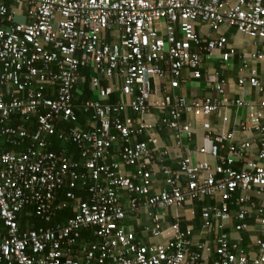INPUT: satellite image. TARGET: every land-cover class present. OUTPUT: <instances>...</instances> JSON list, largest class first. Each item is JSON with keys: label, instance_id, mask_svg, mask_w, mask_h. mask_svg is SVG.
Masks as SVG:
<instances>
[{"label": "built area", "instance_id": "obj_1", "mask_svg": "<svg viewBox=\"0 0 264 264\" xmlns=\"http://www.w3.org/2000/svg\"><path fill=\"white\" fill-rule=\"evenodd\" d=\"M223 25L264 38V0H0V138L22 147L0 150V264H264V208L249 195L264 192V98L233 100L248 115L228 129L209 119L232 103L225 78L215 81L216 97L176 93L185 69L202 78L204 53L220 50L225 60L236 53ZM204 26L220 33L205 37ZM251 57L264 61V50ZM84 67L96 71L89 78L96 96L76 103ZM250 73L239 86L263 91L264 76ZM78 109L91 127L61 130L60 122L78 120ZM198 121L210 144L192 148ZM247 131L258 135L237 142ZM55 138L73 143L78 158L54 149ZM159 173L165 187L156 189ZM64 185L74 216L22 230L18 215L27 205L46 222L56 216L66 205L58 196ZM207 198L214 201L202 210V229L211 241L195 242L193 226L183 228L177 214L168 226L159 211ZM141 206L149 208L146 233L167 241L142 242L124 226ZM253 211L262 230L250 255L231 230L245 229ZM83 229L97 239L81 244Z\"/></svg>", "mask_w": 264, "mask_h": 264}, {"label": "crops", "instance_id": "obj_2", "mask_svg": "<svg viewBox=\"0 0 264 264\" xmlns=\"http://www.w3.org/2000/svg\"><path fill=\"white\" fill-rule=\"evenodd\" d=\"M15 5L11 4V8H14ZM19 19L23 20L24 16H18ZM202 30V33L205 37H212L215 35H218L220 32L224 33L228 39L229 43L232 44L235 49L236 53L229 58L228 60H225L222 56V51L220 50H214L211 53H204V60L202 63V72L203 76L202 78H195L192 76V73L189 69H185L182 73V78L180 81L179 88L176 89V93L180 95H185L188 97H194V96H205V95H212L216 97L218 95V92L214 86L215 81L217 80V77L220 76L221 78L226 79V94L229 100L232 102L228 106V108H225L221 110L218 113L212 114L209 119L212 122V125L215 128H233L237 123H239L241 120H245L248 115V108L245 106H237L233 104V100L236 98L243 96L244 98L250 99L252 101H260L262 98H264V90L260 91L256 87L251 86L250 84H245L243 87L239 86L238 79L241 75L249 76L252 69H256L257 74L259 76H264V61L257 60L251 57L252 53L255 50H264V38L261 39H253L250 36L241 33L237 31L235 27L223 25L220 29V32L214 31L210 29L208 26H204L203 28L200 27ZM86 68H89L90 76L93 73H96L95 70L91 69L90 67H84L82 69V74L87 79L86 76ZM86 81V80H85ZM85 81H80L79 86L77 87V90L75 92V98H78L79 96L84 95L83 93V83ZM109 80H104V83H108ZM93 91V90H92ZM119 92V91H118ZM93 96L95 97V92L93 91ZM81 98V97H80ZM120 98V93H119ZM87 99V98H86ZM85 99H81V102H83ZM83 121L84 124L90 128L91 124L89 122V116L84 111L82 112ZM223 114H227L229 117L228 121H223L222 116ZM70 122H60L59 128L61 130L67 131L69 127ZM72 123V122H71ZM80 128H82L81 125H75ZM87 128V129H88ZM258 133L256 131H247V132H239L236 134V141L242 142L245 140H252L253 138H256ZM171 132L166 131L163 133V137L168 139V141L173 144L174 141H171ZM59 141L57 138H55V141ZM58 146H62L61 148H65L66 151L69 154H72L78 158L79 156V150L78 148L71 143L69 140L65 141H59V143H56ZM190 146L192 148H196L197 146L201 145H209L210 142L205 138V131L200 125V121H198L195 125V135L194 139L189 142ZM22 149V147H20ZM19 148V149H20ZM6 151V150H5ZM11 151V150H10ZM251 153H253L251 156L255 157L257 153V148L253 147L251 150ZM175 156L174 154L172 155ZM195 159H207L209 160L213 165L217 163V160L209 153L206 154H200L199 152H193L192 155ZM175 159V158H174ZM241 161H236L234 165L238 168L242 166ZM172 165H177V162L171 161ZM155 186L156 189L165 187L164 183V177L161 173L157 175V178L155 180ZM80 192H83L82 194H85L87 196V190L85 188H79ZM77 191V193H78ZM242 193L241 190H238L235 193V197L239 196ZM82 194H78L81 197H85ZM249 195L251 197V200L258 206L264 208V192L258 193L257 191L253 190L249 192ZM130 193L127 191L123 192L122 196V202L124 207L127 208ZM143 199V197H142ZM213 199L207 198L205 201H195L192 203H187L183 207L174 209V208H168V209H162L159 210L160 212H163L167 216V222L166 225L170 224V222L173 220V216L175 214L180 216V222L183 228H185L188 225H191L194 227V236L193 239L195 242L201 241V240H212L213 235L210 232H207L202 229V218L201 213L203 208L208 203H213ZM239 207L237 205L233 206L232 210L237 211ZM256 211H253L251 213V216L247 218V224L248 226L241 230V231H235L234 229L232 231V237L238 241L241 242V244L248 250L250 255H255L257 252V246L255 243L256 236L261 232V226L259 224V221L256 216ZM150 216H149V208L147 206H141L138 211H131L129 210L127 212L126 218L123 220L124 226L135 232L136 238L142 242L145 243H161L164 241H167L168 235H161V236H150L146 233L144 230V225L150 223ZM237 221L236 219L233 220V222ZM169 226V225H168ZM166 226V227H168Z\"/></svg>", "mask_w": 264, "mask_h": 264}, {"label": "trees", "instance_id": "obj_3", "mask_svg": "<svg viewBox=\"0 0 264 264\" xmlns=\"http://www.w3.org/2000/svg\"><path fill=\"white\" fill-rule=\"evenodd\" d=\"M8 6L11 7V3H8ZM86 76L87 79L86 81L83 83V93L84 95L79 96L78 98L75 99L76 103H80L81 99H86V98H91L94 97L93 96V91L91 90L90 86H89V68H86ZM81 97V98H80ZM119 99V92H115L113 93L110 98H109V102H115ZM78 120L76 122H70L69 126H75V125H81L83 129H87L88 127L84 124L83 121V110L82 109H78ZM30 129L33 130L34 126L31 125ZM56 143H59V141H55ZM20 147H16L15 145H13L12 143L8 142L5 138H0V150H17ZM60 146H58L57 144H55L54 149H59ZM70 189V187L68 185H64L63 188L61 190H59V201L60 202H66V205H64L62 208H60L57 211L56 216H54L52 218V220L50 222H46L45 220H43L41 218V216H39L35 210V207L33 205H27L18 215V221H19V225L20 228L22 230L24 229H28L31 226H34L35 228H39V227H43V226H50V225H54L56 223H60V222H66L67 220H69L70 217L74 216L73 214V208H72V201L71 199H68L66 197V192ZM79 189L75 188L74 191L77 193ZM82 194L83 192L78 191L77 194ZM85 196V194H82ZM97 238L94 236L93 231L91 229H83L81 232V238H80V243L81 244H89L90 242L95 241Z\"/></svg>", "mask_w": 264, "mask_h": 264}]
</instances>
